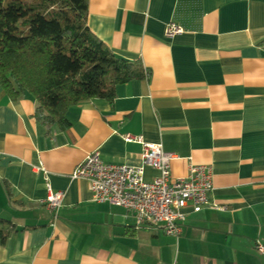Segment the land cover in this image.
<instances>
[{"label":"crops","instance_id":"crops-1","mask_svg":"<svg viewBox=\"0 0 264 264\" xmlns=\"http://www.w3.org/2000/svg\"><path fill=\"white\" fill-rule=\"evenodd\" d=\"M169 21L183 32L165 37ZM86 23L147 76L69 107V126L50 132L32 96L12 100L0 84V218L14 228L0 264H264V0H87ZM127 134L173 152L172 178L210 167V203L186 209L179 235L135 227L71 177L94 149L139 165L142 146ZM157 173L144 167L145 180ZM46 183L65 193L56 214Z\"/></svg>","mask_w":264,"mask_h":264},{"label":"trees","instance_id":"trees-1","mask_svg":"<svg viewBox=\"0 0 264 264\" xmlns=\"http://www.w3.org/2000/svg\"><path fill=\"white\" fill-rule=\"evenodd\" d=\"M86 17L87 0H0V84L12 100L32 96L47 132L69 126V107L112 100L115 84L147 76L98 40ZM13 229L0 218V243Z\"/></svg>","mask_w":264,"mask_h":264},{"label":"built area","instance_id":"built-area-1","mask_svg":"<svg viewBox=\"0 0 264 264\" xmlns=\"http://www.w3.org/2000/svg\"><path fill=\"white\" fill-rule=\"evenodd\" d=\"M183 27L169 21L164 36L172 38L182 33ZM126 141L142 146L141 163L128 165L102 160L97 149L88 152L77 164L71 177L87 182L92 199L120 206L131 213L135 227H159L166 234L179 235L186 209L200 211L209 205L212 189V173L208 165L192 164L185 177L172 178L170 162L173 152L165 151L159 142L145 141L140 135H124ZM158 171L150 180L144 179V167ZM45 206L56 214L61 207L64 191L52 190L46 183ZM255 248L264 254V244L255 241Z\"/></svg>","mask_w":264,"mask_h":264}]
</instances>
